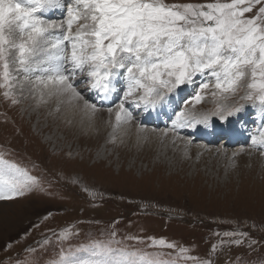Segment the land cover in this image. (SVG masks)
I'll use <instances>...</instances> for the list:
<instances>
[{
	"label": "rangeland",
	"instance_id": "obj_1",
	"mask_svg": "<svg viewBox=\"0 0 264 264\" xmlns=\"http://www.w3.org/2000/svg\"><path fill=\"white\" fill-rule=\"evenodd\" d=\"M164 2L206 4L214 0ZM259 6L245 16L252 17ZM18 80L7 99L5 89L0 88V154L8 161L4 150L17 159L12 158L13 163L20 162L25 168L24 163L28 164L30 168L25 171L31 177L32 173L37 183L20 195L0 201V264H57L62 250L67 253L94 240L108 241L112 232L116 241L123 242L113 247L134 245L154 256L160 254L156 258L169 264H264V149L254 146L250 139L264 131V122L247 132L248 141L243 138L233 146H223L225 152L214 150L225 139L204 144L203 151L197 152L200 145L193 146L197 141L191 136H186L192 144H183L184 151L173 145L177 142L168 135L158 138L163 139L161 145L171 140L169 148L119 137L121 131L131 132L130 127L123 129L124 125L143 116L132 113L131 121H122L117 127L119 95L108 112L110 107H98L86 85L77 88L87 102L100 108L107 121L108 130L97 127L101 132H92L73 124L57 105L55 95L38 89L24 91L21 83L29 82L23 73ZM199 81L197 77V84ZM248 82L246 79L245 87L228 100L207 94L199 104L191 99L195 85L184 88L181 97L188 102L179 109L211 114L218 105H245L252 119H264L260 108L255 115L251 110L259 107L258 102L253 107V101L240 99ZM13 98L18 102L13 104ZM237 117L220 120L211 116L208 130L215 125H234ZM136 129L140 134L149 130ZM161 130L160 126L149 131ZM213 135L209 131L204 138L212 139ZM235 147L243 151L233 153L239 150ZM66 229L71 234L61 239ZM233 232L237 235H224ZM126 236L139 237L143 242L124 240ZM150 237L176 247H149ZM236 240L241 243H234ZM181 249L186 251L181 253ZM80 258L90 257L81 253Z\"/></svg>",
	"mask_w": 264,
	"mask_h": 264
},
{
	"label": "snow or ice",
	"instance_id": "obj_2",
	"mask_svg": "<svg viewBox=\"0 0 264 264\" xmlns=\"http://www.w3.org/2000/svg\"><path fill=\"white\" fill-rule=\"evenodd\" d=\"M257 5L256 13L246 17ZM52 9L65 14L53 20L46 15ZM0 68L6 99L14 82L20 83L21 73L33 88L47 89L49 96L83 99L77 90L81 84L105 99L123 92L116 105L117 127L132 120L126 104L156 110L170 102L172 94L193 85L191 99L196 104L207 94L228 100L245 87L246 79L250 82L240 99L253 101V107L258 102L264 113V0L171 5L164 0H0ZM85 106L97 111L94 103ZM244 109L245 105L226 104L211 114L174 109L172 129L208 125L211 116L227 120ZM251 140L264 149V131ZM36 183L0 154V200L22 194ZM70 234L66 229L60 238L66 240ZM115 236L112 232L108 241L94 240L67 253L62 250L57 264H169L156 258L160 254L134 245L113 247L123 243ZM149 239L152 248L176 247L164 239ZM124 240L143 242L135 236ZM81 253L90 258H80Z\"/></svg>",
	"mask_w": 264,
	"mask_h": 264
},
{
	"label": "bare ground",
	"instance_id": "obj_3",
	"mask_svg": "<svg viewBox=\"0 0 264 264\" xmlns=\"http://www.w3.org/2000/svg\"><path fill=\"white\" fill-rule=\"evenodd\" d=\"M59 11H60V9L48 10L47 15L49 17L56 16V13H58ZM23 89H24V91H27V89H34V90L38 89V90H41V92H42V90H44V91H46V94H48L47 89L33 88L30 83H26V82H24ZM27 92H29V91H27ZM179 93H180V91L175 93V94H172L173 98L178 101L177 103L179 104V106H174L175 104H172L170 102H166L164 104V106H162V107L158 106L156 110L146 109V111L143 112V116L142 115L140 116V118L142 117L141 120H139V121L135 120L136 122L132 120L130 122V124H126L122 127L123 129H126V127H130L131 132L130 133H124L121 131V133H119V137H122L126 140V137L129 136L131 138V141H133V142H138L137 139H142V140L148 141L149 143H151L153 145L160 146L161 145L160 142L163 139H159L158 136H160V135L164 136L165 133H167L166 135H168V137L170 139H173V140L175 139L177 143L173 144V142H171V140L169 142L164 140V142L161 146L169 148L170 145L173 144L176 147L182 148V149H184V151H186L185 150L186 147H184L183 144H185V146H191V144H192L190 141L187 142L186 136L189 134L196 133V138H203L204 134L208 131V128H207L208 125H199L196 128L185 127V128H180V129H176V130H173L172 126H170L168 128V130L162 129L160 133L149 131V130H152L153 128H158L161 124H163V122L168 121L169 119L172 120V118L174 117L173 110L174 109L179 110V107L181 105L180 98H177L178 97L177 94L179 95ZM56 98H57V105H60L62 108V111L67 113L66 115H68L70 118H72L73 124H79L80 126H83V129H84V127H86L88 130H91L92 132H101L102 127H105L108 130L107 121L105 122V117H104L103 112L100 110V108H97L98 113L96 115L92 114V112L90 111L91 109H89L85 106V102H87V101L84 98L83 99H71L68 96H56ZM87 103L91 104L89 102H87ZM125 107L130 108V105L126 104ZM246 112H247V110L244 109L243 111H241L240 113L237 114V116H239V117H237L238 121L234 125L232 123L230 125H226V126L215 125L213 128L214 137H213V139L209 140V143H205L202 141H197V143H193V146H195V145L197 146V144L200 145L199 149L198 148L196 149L197 152H199L200 149L203 151L202 147H205L204 144H215V141L219 140L223 136L225 137V140H224L225 144H221V146H217V147L221 148L220 150H219V148L214 149V150L216 152H225L226 147H223V146H231L233 143H237V141L240 139V136L242 135L243 129H245L246 132L250 131V129L248 128L249 124H252V122H254L253 126L255 124L258 126L264 122V119H262V118L252 119L250 116V113L246 114ZM244 114H246V115L244 116ZM241 122H243V123H241ZM110 126H111V124H110ZM138 126H140L141 128H149V130L145 131L142 129L141 132L145 131V133L140 134V133H138V130L136 129V128H138ZM97 127H101V128H97ZM239 129H240V132H239ZM86 134H87V132H86ZM181 136L184 137L185 139L181 138ZM93 137H94V135H93ZM244 141H248V137H246V139H244ZM209 147H213V146H209ZM227 148H229V147H227ZM236 148L239 149V147H235L234 149H236ZM240 150L243 151V149H239L237 151H233V153H239ZM248 152L255 154V152H253V151H248ZM208 153H211V152H208ZM257 156L261 157L260 154H258Z\"/></svg>",
	"mask_w": 264,
	"mask_h": 264
}]
</instances>
